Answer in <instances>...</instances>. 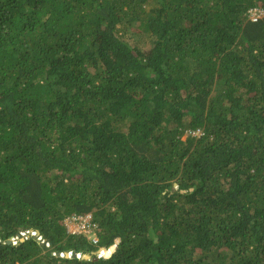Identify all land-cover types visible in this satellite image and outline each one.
<instances>
[{
  "label": "trees",
  "instance_id": "trees-1",
  "mask_svg": "<svg viewBox=\"0 0 264 264\" xmlns=\"http://www.w3.org/2000/svg\"><path fill=\"white\" fill-rule=\"evenodd\" d=\"M259 12L0 0V264H264Z\"/></svg>",
  "mask_w": 264,
  "mask_h": 264
},
{
  "label": "built area",
  "instance_id": "built-area-1",
  "mask_svg": "<svg viewBox=\"0 0 264 264\" xmlns=\"http://www.w3.org/2000/svg\"><path fill=\"white\" fill-rule=\"evenodd\" d=\"M193 136L195 135H199V132L196 131L195 133H192ZM91 220V216H71V217H67L63 220V225L66 228V231L68 234L70 235H84L85 237H87L92 244H97V238L95 236V226L92 225L90 223ZM32 236L35 237L36 240L41 243L44 244V242L41 240L40 237H38L37 233H33V232H26V233H21L18 237L14 238L12 240L13 244L15 245L17 241H23L26 240L28 238V236ZM46 247L48 248V245L46 244ZM114 247V245H113ZM114 252V250L111 251V249H99L96 253V256L98 259L100 258H108L109 256L112 255V253ZM108 253V256H107ZM60 256H62L60 254ZM67 257H70V253L67 254ZM79 257V256H78Z\"/></svg>",
  "mask_w": 264,
  "mask_h": 264
},
{
  "label": "rangeland",
  "instance_id": "rangeland-1",
  "mask_svg": "<svg viewBox=\"0 0 264 264\" xmlns=\"http://www.w3.org/2000/svg\"><path fill=\"white\" fill-rule=\"evenodd\" d=\"M258 16H263L264 12H259L257 14ZM255 16V15H254ZM139 35H137V31H133L132 34H130L129 38L127 39L128 44L131 46H139L141 49H143L144 51L148 50V44H145L143 41H141V39H139L138 37ZM141 41V42H140ZM143 42V43H142ZM87 216H90V214H88ZM115 245V244H114Z\"/></svg>",
  "mask_w": 264,
  "mask_h": 264
},
{
  "label": "water",
  "instance_id": "water-1",
  "mask_svg": "<svg viewBox=\"0 0 264 264\" xmlns=\"http://www.w3.org/2000/svg\"><path fill=\"white\" fill-rule=\"evenodd\" d=\"M10 243H11L10 241H7V242H6V244H10ZM118 243H119V241H118V240H115L114 251H115V249H116ZM112 248H113V247H112ZM112 248H111V249H112ZM74 256H76L77 258H79L77 255H74ZM107 256H108V253H107ZM66 257H67V256H66ZM82 258L85 259V260H88V259H90V256H88V255H84V256H82Z\"/></svg>",
  "mask_w": 264,
  "mask_h": 264
},
{
  "label": "clouds",
  "instance_id": "clouds-1",
  "mask_svg": "<svg viewBox=\"0 0 264 264\" xmlns=\"http://www.w3.org/2000/svg\"><path fill=\"white\" fill-rule=\"evenodd\" d=\"M34 238H35V237H34ZM12 240H13V239H12ZM12 240H11V241H12ZM23 241H24V240H23ZM36 241H37V240H36ZM20 242H22L21 239H20ZM112 247H113V246H112ZM112 247H110V249H111Z\"/></svg>",
  "mask_w": 264,
  "mask_h": 264
}]
</instances>
